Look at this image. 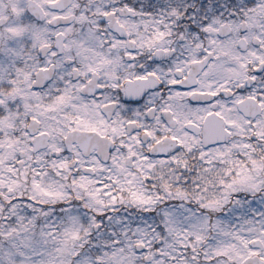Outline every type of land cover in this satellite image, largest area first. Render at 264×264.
Listing matches in <instances>:
<instances>
[{
	"label": "snow or ice",
	"instance_id": "1",
	"mask_svg": "<svg viewBox=\"0 0 264 264\" xmlns=\"http://www.w3.org/2000/svg\"><path fill=\"white\" fill-rule=\"evenodd\" d=\"M0 264H264V0H0Z\"/></svg>",
	"mask_w": 264,
	"mask_h": 264
}]
</instances>
